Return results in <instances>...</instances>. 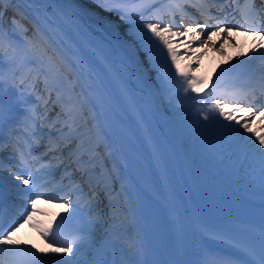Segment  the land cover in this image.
I'll return each mask as SVG.
<instances>
[{
  "label": "bare ground",
  "instance_id": "bare-ground-1",
  "mask_svg": "<svg viewBox=\"0 0 264 264\" xmlns=\"http://www.w3.org/2000/svg\"><path fill=\"white\" fill-rule=\"evenodd\" d=\"M126 6L134 8L136 3H128ZM3 8V24L5 28L13 27V18L20 25H23V28L17 27H19L23 39L29 43L30 59H35L41 67L48 64L49 66L53 65L56 69L60 82L65 85L64 98L67 100L65 105L69 106L68 109L74 111L76 120L79 121V132L91 130L85 136L86 142H89L88 146H93L94 144L97 146L99 144L96 141L97 136L95 134L97 129L99 138L105 133L101 131L104 127L101 112L90 103L89 96L86 95L92 85L88 78L87 65L90 66L92 63H96L101 67L108 68V62H114L113 60H115L120 63L119 65L117 63L112 65L110 76L120 86L122 83L121 76L126 80L129 75V82L132 80L135 86L141 88L140 91H136V95L140 100L139 106L144 109L140 114L149 116L157 124L158 128L162 129L161 134L167 136L166 141L171 144L170 148L174 157L179 150L185 149L186 152H183V155L190 157L192 163H196V157L200 154L201 158L199 161L203 160L206 162L207 160V163L211 164L213 169L217 168L221 174L231 173L227 163L218 160L212 147L204 142L212 134V122L204 120V112H202L199 115L201 123L198 129H206L208 131L203 136H197L192 126L186 123L184 116V114L188 115V105L192 100L184 98L186 94L182 89L177 90L171 80L165 82L161 75L162 69L153 67L150 63L149 54L136 36V32L143 28L140 18H135V24H133L132 18L121 20L117 13L104 11L103 8L95 3V0H14L12 4L5 3ZM145 18L151 19L153 22L159 19L154 15H146ZM228 25L233 24L228 23L226 26ZM172 30L177 31L176 29ZM144 31H147V29H144ZM212 33L210 40L207 36L208 32L205 35L201 34V41L195 45H193L194 43L190 44L189 41V37L195 40V35L193 34L172 37V47L174 49L180 48L177 53V62L180 69L187 72L193 79L197 80V76L200 74L197 71L213 67L217 63L224 64L228 61H234L238 57V52L234 51L236 46L232 45V43L230 44L227 39L233 38L237 40L239 46L244 49L239 57L246 59H249L246 54L252 49L250 48L251 44L254 42L264 44L260 42L259 37H251V42L248 39H243L235 30L228 32L227 35L221 31L222 39L217 44H214L219 32L212 31ZM149 36H151L150 33ZM156 43L158 44L159 42L157 41ZM160 47L163 48L162 45ZM226 47L229 48L228 51ZM259 51L257 50V52ZM166 55L167 53L165 52L164 56L166 57ZM99 59L103 60L105 66L98 62ZM255 60L257 63L264 65V61ZM167 64L171 70L172 77L179 81L180 77L176 76V69L172 66L171 61H167ZM23 71H26L25 68L21 69V72ZM49 76L51 75L49 74ZM192 93L189 92L187 96ZM76 107L81 109L83 118L75 111ZM93 111L95 112L94 114H92ZM214 115L217 120L222 119L218 113H214ZM263 120L261 118L258 120L252 119L250 127L260 126L253 130L254 133L263 131ZM85 121L87 125H85ZM93 125L96 127H92ZM235 128L239 127L235 126ZM240 131L243 132V129H240ZM151 134L153 135V133ZM243 134L246 135V133ZM261 134H264V131ZM192 138H194V141L191 140ZM173 139H178L181 144H177ZM100 148L99 150L101 151ZM221 151L229 152V149L222 147ZM106 159L102 156L105 168L108 171L116 170L118 163L115 157ZM252 163L258 162L253 158H249L248 161L244 162L239 176L246 175L252 169ZM118 173V170H116L111 174L113 175L112 183L114 187L122 179L120 176L116 177ZM235 178L239 179L238 177ZM250 179L251 177L248 178V181H245V179L240 178L237 183L252 191ZM211 180H213L214 185L220 186L221 189L219 192L211 190L209 194L203 191V199L215 210L221 211L222 214L228 216L237 215L236 210L248 202L246 200V197L249 196L247 191L237 185V187H234L218 178ZM170 182L173 183L171 178ZM209 188H212V186ZM115 192L117 193L118 191L115 189ZM233 194L238 196H233ZM224 211L233 212L225 213ZM96 217L103 220L101 215ZM136 218L137 215L133 206L119 208L116 214L106 220V226L100 232L105 235H112L114 232L110 230L109 224L115 219L112 223L116 231L129 233L130 230L129 243L139 242L137 239L141 234L135 228ZM95 239L98 245H104L101 238L96 237ZM31 240L33 239L31 238ZM62 253L63 251L58 254L60 258L63 255ZM133 253L134 251H130L131 260H135ZM66 259L83 260L86 257L81 252L77 258L67 256Z\"/></svg>",
  "mask_w": 264,
  "mask_h": 264
},
{
  "label": "snow or ice",
  "instance_id": "snow-or-ice-1",
  "mask_svg": "<svg viewBox=\"0 0 264 264\" xmlns=\"http://www.w3.org/2000/svg\"><path fill=\"white\" fill-rule=\"evenodd\" d=\"M14 0H0V73H2L3 67V57L8 56L10 63H14L15 57L7 52L8 49H12L15 52V47L12 43L15 32H5L4 30V8L5 3L12 4ZM136 3V7L128 8L126 5L128 3ZM156 2H161V0H156ZM189 0H168V5H166V13H162L160 18L155 22L151 19H146L145 16L149 8L152 7L150 0H95V3L106 12H115L119 15L121 20H126L132 18L133 24H135L136 19L140 18L143 23V28H140L136 32V36L140 44L143 46L145 51L150 56V63L153 67H158L162 69V78L165 82L172 81L173 86L177 90L182 89L186 94L189 92L199 93L201 91V85L207 86V82L197 81L190 77L187 72L181 71L180 66L177 62L178 54L176 50L172 47V37L185 36L187 34H193L199 36L203 33L205 29H210L212 25L209 24V20H215V31L223 32L227 35L228 32L233 30L243 31L244 35L259 37L261 41H264V28L259 27L260 24L264 23V7L257 8L255 5V0H246L247 8L241 9V17L248 22V18H251V25L245 28L243 25H228L225 26L224 21L227 19V6L229 3L239 6V0H200L198 5V11L200 16L205 17L203 24H198L193 19L189 27L185 31H173L172 29L176 27L175 16L177 14L181 17V22L184 20V16L187 15L184 4L188 3ZM264 4V0H261ZM116 5V7H110L109 5ZM197 6V5H193ZM219 6V12L224 15V20L220 19L218 16H214L210 9L212 7ZM167 14L169 20L165 22L163 20V15ZM195 25V26H192ZM13 29L17 26L23 28L18 21L14 18L12 20ZM147 29V31H144ZM199 29V32L197 31ZM26 31V29H24ZM149 33L151 36H149ZM213 33L208 32V39H211ZM159 42L158 44L156 42ZM163 46V48L160 47ZM257 50H260L257 55H253ZM167 56H164V53ZM248 58L250 60H255L259 58L264 61V44H257L255 48L250 49ZM171 61L172 66L176 69V76L180 77L179 81H176L171 75V70L168 67L167 61ZM228 69H223V72H227ZM264 72V69H262ZM15 78V73L12 74ZM22 83H24L22 81ZM262 83H264V77H262ZM3 94V81H0V98ZM260 97H264V87H261L259 92L251 90L243 93V99L237 100H222L221 98L211 97V94H205V98L200 100L207 106L208 112L203 113V118L206 121L217 122L214 113H218L219 117L227 121V124H222L220 127L228 129L229 135L231 137V142L236 144L238 147L244 149L246 158L251 156L260 165L261 172L264 173V134L256 135L252 132L250 127L251 121L254 117L259 115L261 119H264V104L258 103ZM41 99V97H37ZM60 97L57 96V100L53 103L59 102ZM44 104H48V99H44ZM75 111L83 118V113L79 107H76ZM213 113V114H210ZM59 119V115L57 116ZM28 125L31 131L30 136L42 135L43 129L45 127V120L40 119L39 114L33 108L27 117ZM37 120H40L39 126H37ZM69 128V134H65L63 128H56L55 125H50L48 130L49 143L45 146L44 155L53 153V158L58 160L60 163H64L63 151L65 148L68 149V164L65 165V172L71 177V173L68 172V167L74 165L75 171H79L83 177H86V182L89 185V189H93L92 178L96 175V168L102 162V156L99 154L100 144H97L95 148H91L88 151V158L85 160L83 158L84 153L82 152L83 138L89 134L90 129L85 132L78 131V122L76 117H72V123L69 124L67 121L64 122ZM238 125L239 128L233 127V125ZM85 125L87 122L85 121ZM4 122L2 117H0V144L4 147L12 146L15 150L16 156L19 158L20 165L25 169L24 172L15 171L9 169V175L13 176L16 180L20 181L25 187L30 189L29 193H24L25 196L29 197L31 211L28 207H20L16 216L7 219L3 211L4 208V191L2 179H0V264H146L139 260L126 259L125 261H116L109 259L110 250H114L116 246V240L112 239L111 234H106L103 239L107 241L103 246H99L95 239V232L93 229L97 227L95 222H91L82 229L83 235L79 236L78 240L69 241L66 244H59V246L54 247L57 244L55 235L60 226L64 223V219L54 227L44 229L41 231V237L48 241L49 247L53 248V251L57 254L61 253L63 250V255L75 257L77 254L83 252L86 259H55L50 256V254L45 253L44 256H49L48 259H43L41 255H38L40 250L38 248H32V245H24L13 239V234L20 228L25 222L31 223L35 213V207L37 202L43 197L45 200L50 202H62L65 206H69V201L64 199L63 196H57L55 191L48 192L43 191L46 186L41 184L40 181L45 175H51V162L49 164H40V157H32L31 144L25 141L24 146L21 147L19 140L15 144H4L3 135ZM92 127H96L93 125ZM243 129V132L240 131ZM53 132H58L59 137L53 140ZM71 133H76L75 139L79 143L75 144V147H69L73 143V138ZM243 133H251V135H244ZM253 136L255 139L253 140ZM13 137V133H9L10 140ZM39 144V141H35ZM2 151V149H0ZM59 153V155H56ZM32 157V159H29ZM36 164H40V167H35ZM4 161L0 158V172L4 169ZM43 170V171H42ZM18 187V186H17ZM83 188L79 185H74L73 194H82ZM34 197V198H32ZM93 198H95V192L93 191ZM89 206L91 209V200H89ZM235 247V246H234ZM75 249V251H74ZM134 251L136 254H142L143 246L139 242H132L128 244L126 252ZM238 251L243 252L245 256L253 257V249H238ZM259 255L258 261L254 259L242 260L237 256L231 254L215 255L210 254L205 259H203L200 264H264V229L261 230V238L259 244Z\"/></svg>",
  "mask_w": 264,
  "mask_h": 264
}]
</instances>
